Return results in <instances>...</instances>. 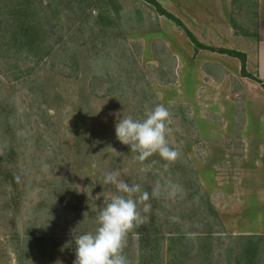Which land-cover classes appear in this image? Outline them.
<instances>
[{
    "label": "rangeland",
    "instance_id": "obj_1",
    "mask_svg": "<svg viewBox=\"0 0 264 264\" xmlns=\"http://www.w3.org/2000/svg\"><path fill=\"white\" fill-rule=\"evenodd\" d=\"M250 1L229 14L241 31ZM21 16L47 34L36 55L7 44ZM157 105L179 155L139 161L115 124ZM113 170L149 193L137 194L128 264H264V90L239 60L194 54L145 0H0V264H74L75 238L95 232L116 191Z\"/></svg>",
    "mask_w": 264,
    "mask_h": 264
},
{
    "label": "clouds",
    "instance_id": "obj_2",
    "mask_svg": "<svg viewBox=\"0 0 264 264\" xmlns=\"http://www.w3.org/2000/svg\"><path fill=\"white\" fill-rule=\"evenodd\" d=\"M169 116L165 106L157 105L146 111L143 120L131 116L118 120L115 136L121 144L138 153L136 159L139 161L153 154H158L165 161H174L179 153L170 148L166 140ZM104 183L114 186L116 191L100 209L95 232H86L75 238L74 264H128L122 254L125 238L142 222L137 211V194L139 201H147L149 193L141 191L139 184H129L115 170L105 174ZM177 187L173 186V189ZM154 193H158V189ZM150 208L151 205L146 203L143 210L147 213Z\"/></svg>",
    "mask_w": 264,
    "mask_h": 264
},
{
    "label": "crops",
    "instance_id": "obj_3",
    "mask_svg": "<svg viewBox=\"0 0 264 264\" xmlns=\"http://www.w3.org/2000/svg\"><path fill=\"white\" fill-rule=\"evenodd\" d=\"M166 10L177 16L184 25L195 35L207 34L209 36L216 35L221 42L215 41L213 46L231 47L230 38L241 36L247 38L246 47L241 48L247 55V64L251 65L250 54H255L256 62L260 64V78L264 81V0H251L248 8L249 20L248 24L242 25L247 30L237 29L238 24H232V18L229 15L230 11L237 7L238 1L245 0H157ZM254 4V5H253ZM221 6L223 11L220 12ZM232 8V9H231ZM237 9V8H235ZM244 9V8H243ZM227 11V13H223ZM228 14L227 16H225ZM252 28L253 31H249ZM226 38H221L225 37ZM214 37V36H213ZM241 40V39H240ZM202 42V41H201ZM204 42L208 43L205 39ZM213 42V41H211ZM205 43V44H206Z\"/></svg>",
    "mask_w": 264,
    "mask_h": 264
},
{
    "label": "trees",
    "instance_id": "obj_4",
    "mask_svg": "<svg viewBox=\"0 0 264 264\" xmlns=\"http://www.w3.org/2000/svg\"><path fill=\"white\" fill-rule=\"evenodd\" d=\"M154 6L155 10L160 14L173 21L179 26L188 37L190 42L193 44V51L196 54L199 50H206L210 52H217L220 54L228 55L239 60L240 73L243 77L254 80L264 90V81L256 74L247 70V55L243 51L231 49L227 47H218L213 45H207L201 42L185 25L184 23L173 13L166 10L157 0H145ZM16 29L11 32L7 37V44L9 47L15 48L18 52H26L29 54L36 55V52L41 49V45L46 42L47 34L42 30V27L36 25L34 19L27 16H21L19 24ZM11 50H14L12 49ZM10 49V48H8ZM141 234V232H139ZM257 246V242L255 243ZM249 248L245 247L243 252V259L249 255Z\"/></svg>",
    "mask_w": 264,
    "mask_h": 264
}]
</instances>
